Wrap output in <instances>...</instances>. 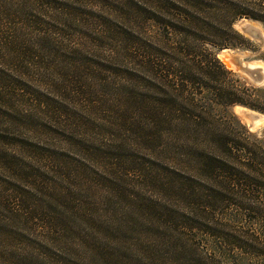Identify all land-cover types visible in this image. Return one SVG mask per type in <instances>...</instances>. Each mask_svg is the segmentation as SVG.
Listing matches in <instances>:
<instances>
[{
    "label": "trees",
    "instance_id": "1",
    "mask_svg": "<svg viewBox=\"0 0 264 264\" xmlns=\"http://www.w3.org/2000/svg\"><path fill=\"white\" fill-rule=\"evenodd\" d=\"M106 1L0 0V264L264 257V139L230 112L264 90L216 54L264 0Z\"/></svg>",
    "mask_w": 264,
    "mask_h": 264
},
{
    "label": "rangeland",
    "instance_id": "2",
    "mask_svg": "<svg viewBox=\"0 0 264 264\" xmlns=\"http://www.w3.org/2000/svg\"><path fill=\"white\" fill-rule=\"evenodd\" d=\"M109 3L110 0H107L106 4L108 5ZM248 27H252L259 31L260 35L258 39L244 32ZM234 28L243 36L245 43L236 48L217 50V57L228 70L233 72L243 82L247 83L249 87L264 90V84H256L250 75H247L241 70L242 66H245L247 69H261L264 73V24L259 21L243 18L235 23ZM223 51H226V54L229 55V59H226L230 61V65L232 64L230 68L227 67L225 60L221 59ZM237 107L238 106H234L230 109L233 116L236 117L253 136L264 139V114L243 106ZM252 115H257V118L251 120ZM243 261L245 264H264V257H244Z\"/></svg>",
    "mask_w": 264,
    "mask_h": 264
},
{
    "label": "water",
    "instance_id": "3",
    "mask_svg": "<svg viewBox=\"0 0 264 264\" xmlns=\"http://www.w3.org/2000/svg\"><path fill=\"white\" fill-rule=\"evenodd\" d=\"M244 32L249 34L250 36L257 37V38H259V35H260L259 31H257L256 29H254L252 27L246 28L244 30ZM226 56H228V55L225 53V57ZM241 70L244 73H246L247 75H250L256 84H258V85L264 84V73L262 72L261 69L251 70V69H247L245 66H242ZM256 118H257V115L251 116V120H255Z\"/></svg>",
    "mask_w": 264,
    "mask_h": 264
},
{
    "label": "bare ground",
    "instance_id": "4",
    "mask_svg": "<svg viewBox=\"0 0 264 264\" xmlns=\"http://www.w3.org/2000/svg\"><path fill=\"white\" fill-rule=\"evenodd\" d=\"M257 39H258V38H257ZM225 53H226V51L223 52V55L221 56V59L225 60V62H226V64H227V67L230 68V66H232V64L230 65V61H227L226 58L229 59V57H228L229 55L225 57ZM230 58H231V57H230ZM251 70H254V69H251ZM238 107H239V106H238ZM238 107H237V108H238ZM240 108H242V107H240Z\"/></svg>",
    "mask_w": 264,
    "mask_h": 264
}]
</instances>
